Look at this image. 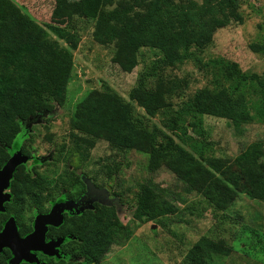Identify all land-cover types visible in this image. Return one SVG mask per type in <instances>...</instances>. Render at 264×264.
Returning a JSON list of instances; mask_svg holds the SVG:
<instances>
[{
    "label": "rangeland",
    "instance_id": "1",
    "mask_svg": "<svg viewBox=\"0 0 264 264\" xmlns=\"http://www.w3.org/2000/svg\"><path fill=\"white\" fill-rule=\"evenodd\" d=\"M10 1L46 32L45 37L55 49L67 48V44L53 35L48 25L66 26L76 35L77 44L70 51L72 63L63 102L55 104L52 111L39 112L23 122L6 148L8 160L16 162L20 156L25 157L27 162L20 163L25 164L24 169L39 173L48 184L42 190L25 193L16 205L9 186L2 188L6 198L2 201L5 212L0 211V227L11 219L15 227L33 230L40 216L36 222L45 223L46 228L58 226L63 216L79 214L92 204L102 209L112 207L123 225L98 263L85 262L76 255L69 236L52 242L44 240L49 243L50 252L30 250L33 261L22 260L26 264H182L187 249L200 237H206L225 244L230 251L227 255L210 254L205 264H264L263 200L240 190L228 205L217 209L205 197L186 192L183 183L167 168L149 172L145 152L112 150L103 136L96 137L94 144L88 146L82 134L68 125L84 98L96 91L105 108L129 116L148 130L157 129L160 132L157 140L171 137L179 142L162 126L161 113L149 116L144 112V94L137 88L140 73L148 71L166 54L209 35V42L198 51L202 61L221 58L235 62L240 71L256 73L264 84V0H237L240 21L226 17L217 6L203 5L201 0H195L197 6L193 9L181 6L185 0H166L121 46L101 43L93 37L94 18L101 0ZM116 1L105 8H112ZM40 33L34 32L29 40L38 42ZM25 38L15 29L12 37L1 38L0 50L14 49ZM5 74L0 64V77ZM156 74L146 77V86L154 87L162 80L168 112L190 100L196 90L213 85V70L199 68L191 60L160 66ZM245 98L250 106L259 100L264 111V85ZM250 112L254 113L252 107ZM202 126L212 143L213 156L225 163L221 178L238 172L235 157L254 143L260 145L259 162L264 166V114L261 119L254 117L237 127L224 118L203 115ZM17 166L12 174L18 170ZM145 180L171 193L162 192L176 207L173 214L148 222L132 217L136 193ZM60 217L59 223L50 224Z\"/></svg>",
    "mask_w": 264,
    "mask_h": 264
},
{
    "label": "trees",
    "instance_id": "2",
    "mask_svg": "<svg viewBox=\"0 0 264 264\" xmlns=\"http://www.w3.org/2000/svg\"><path fill=\"white\" fill-rule=\"evenodd\" d=\"M164 1L117 0L112 8L106 9L105 6L114 0H101V7L94 18V39L101 43L114 42L117 46L126 44L136 28ZM201 3L217 6L226 17L240 21L237 0H201ZM181 6L193 9L197 3L185 0ZM137 8H142V12ZM47 27L53 35L66 42L67 48L55 49L45 37L46 32L22 14L13 1L0 0V40L12 37L15 29L18 35L26 36L25 41L14 49L0 50V64L7 73L0 77V166L8 159L6 148L21 124L33 119L39 112L52 111L55 104L64 100L72 63L70 51L75 49L77 37L66 26ZM34 32H41L38 42L29 40ZM208 42L209 35H204L194 40L192 45H183L156 60L152 68L140 73L138 79L137 88L144 94V112L149 116L161 113L164 117L162 126L179 142H174L171 137L157 140L160 133L157 129L148 130L134 123L129 116L105 108L96 91L90 92L80 104L77 115L69 118V128L81 133L88 146L94 144L96 137L103 136L112 150L136 149L145 152L149 172L160 167L167 168L183 183L186 192L205 197L217 209L228 205L240 190L264 201V166L259 162L262 156L260 145L254 143L243 149L234 159L238 172H230L226 178H221L225 173V163L222 158L213 156L212 143L206 138L202 126L203 115L224 118L236 127L254 117L261 119L264 111L259 106V100L250 106L245 96L264 84L256 73L240 71L235 62L221 58L202 61L198 51ZM184 60L193 61L199 68L212 69L213 85L196 90L190 100L168 112L162 80L159 79L154 87H147L145 80L146 77H155L160 66L179 64ZM251 107L254 113L250 112ZM24 165H18V170L12 174L10 191L14 205L21 202L25 193L42 190L48 184L45 177L35 171H26ZM162 192L171 194L156 184H150L149 180L141 183L132 217L148 222L173 214L176 207ZM29 229L21 228L20 233ZM56 229L60 232L54 233ZM122 229L123 225L112 207L102 209L92 204L79 214L64 217L61 224L56 228L50 227L46 235L50 238L70 236L76 255L85 262L98 263ZM229 251L230 248L221 242L200 237L184 253L181 263L205 264L210 254L227 255Z\"/></svg>",
    "mask_w": 264,
    "mask_h": 264
},
{
    "label": "water",
    "instance_id": "3",
    "mask_svg": "<svg viewBox=\"0 0 264 264\" xmlns=\"http://www.w3.org/2000/svg\"><path fill=\"white\" fill-rule=\"evenodd\" d=\"M22 162H27L25 157L20 156L16 162L12 160H6L4 166L0 170V210H2L1 201L6 198L5 194H1L2 188L7 186L8 178L11 176L12 171L16 165H19ZM40 217H37L36 220ZM35 220L33 230L25 235L20 237L17 233L16 227L11 219H8L2 230L0 231V247H8L12 253V258L9 259V264H17L20 260L24 259L26 261H33L30 250H44L50 252L49 243H44V235L46 231L45 223H37ZM61 220V217L58 218L56 222L50 223L56 225ZM49 242H52L51 240ZM53 244H56V241H53Z\"/></svg>",
    "mask_w": 264,
    "mask_h": 264
},
{
    "label": "flooded vegetation",
    "instance_id": "4",
    "mask_svg": "<svg viewBox=\"0 0 264 264\" xmlns=\"http://www.w3.org/2000/svg\"><path fill=\"white\" fill-rule=\"evenodd\" d=\"M1 166H3V165H1ZM0 166V167H1ZM7 186H9V192H11L10 191V185H9V183H7ZM6 186V187H7ZM1 194H5L6 195V193H4V192H2V190H1ZM2 201H4V200H2ZM2 201H1V206H2ZM92 206V205H91ZM2 209H4L3 210V212H5V208H3L2 207ZM85 209H87V208H85ZM1 211V210H0ZM64 215V214H63ZM63 217H65V216H63ZM2 227H4L3 225H2ZM2 227H0V231L2 230ZM50 227H53V228H56L57 226H47V228H46V231L50 228ZM22 228H26L25 226H23ZM16 229H17V233H18V235L20 236V237H24L25 235H27L28 233H30L31 232V230H32V227H31V229H29L27 232H24V233H20V230H21V228L19 229L18 227H16ZM46 231H45V235H44V240L45 241H48V240H55V239H57V238H60V236H54V237H52V238H50V237H48L47 235H46ZM60 231L58 230V229H56L55 231H54V233H59ZM65 236H68V235H64V236H62V237H65ZM70 237V236H69ZM72 239V238H71ZM11 256H12V253H11V251H10V249L8 248V247H5V246H1L0 247V264H8V260L11 258ZM18 264H26V262L25 261H23V260H20L19 261V263Z\"/></svg>",
    "mask_w": 264,
    "mask_h": 264
}]
</instances>
